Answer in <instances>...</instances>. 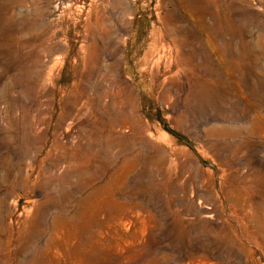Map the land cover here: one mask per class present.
Masks as SVG:
<instances>
[{"label":"rangeland","instance_id":"obj_1","mask_svg":"<svg viewBox=\"0 0 264 264\" xmlns=\"http://www.w3.org/2000/svg\"><path fill=\"white\" fill-rule=\"evenodd\" d=\"M0 264H264V0H0Z\"/></svg>","mask_w":264,"mask_h":264}]
</instances>
